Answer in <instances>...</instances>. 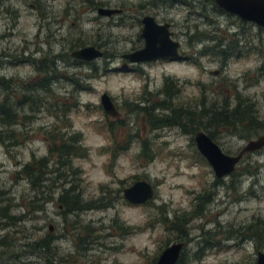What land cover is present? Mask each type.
I'll use <instances>...</instances> for the list:
<instances>
[{
    "label": "rangeland",
    "instance_id": "obj_1",
    "mask_svg": "<svg viewBox=\"0 0 264 264\" xmlns=\"http://www.w3.org/2000/svg\"><path fill=\"white\" fill-rule=\"evenodd\" d=\"M95 1L116 10L122 4L125 10L101 15L89 0H0V53L11 58V63L0 61V105L8 102L18 116L9 140H0V208L13 205L12 215L23 219L10 226L0 215V264H150L167 242H176L163 219L192 212L204 189L211 200L188 225L182 264H255L264 244L253 241L248 227L264 222V152L243 158L232 175L217 183L210 165L199 157L192 128L154 130L139 108L160 103L169 79L176 87L172 107L197 114L212 104L248 100L244 104H251L252 114L264 121V28L231 13L208 9L207 22L189 17L186 7L173 8L168 15L175 22L174 38L189 59L131 64L123 55L143 45L137 37L138 18L151 11L139 8L140 0ZM47 21L55 23L49 28ZM195 24L200 38L207 33L226 44L238 43L237 55L224 59L209 45L206 54H192L207 43L194 38L187 45ZM77 43L104 55L92 62L75 60L70 53L80 49L72 50ZM39 44L45 55L60 56L50 82L41 72L42 78H36L37 67L48 63H39ZM25 94L29 97L23 104ZM103 94L110 97L117 117L105 115ZM144 95L151 101L146 103ZM212 133L222 151L233 156L264 135V128H217ZM62 137L78 139L84 152L53 174L57 156L51 151ZM144 142L152 160L142 155ZM43 158L47 174L40 176L34 194L21 170ZM139 180L153 185L155 197L130 205L123 190ZM71 186L83 210L63 214L57 198ZM32 195L41 199L40 211L28 206ZM46 238L52 242L47 252L28 246Z\"/></svg>",
    "mask_w": 264,
    "mask_h": 264
},
{
    "label": "trees",
    "instance_id": "obj_2",
    "mask_svg": "<svg viewBox=\"0 0 264 264\" xmlns=\"http://www.w3.org/2000/svg\"><path fill=\"white\" fill-rule=\"evenodd\" d=\"M82 43H77L72 50L78 49V47L82 48ZM85 47V46H84ZM235 52L237 54V48L234 47ZM224 59L228 58V55L223 56ZM77 64L80 62L76 61ZM45 82V81H44ZM42 84V83H41ZM46 85V84H45ZM27 87V86H26ZM31 90L33 87H29ZM147 93L145 92V95ZM152 94V93H151ZM160 94L164 96V99L160 101V103H147L151 101L148 100L146 96L144 97V101L148 104L144 108H139L142 116L148 119V122H151L150 127L154 130L163 127H182L188 129H193L192 132L195 135L199 131L205 132L212 140L213 133L217 128H232L233 131L241 129L245 132L261 130L264 128V125L254 116L252 113V109L250 108L251 104L245 105L244 103H248V100H239L235 105L230 106L228 103L221 104L220 106H216L215 104L210 105L209 107H204L202 111L199 113H193L190 110H184L181 107L175 106L172 107L171 99L176 94V87L171 84V80L167 79L162 92ZM153 95V94H152ZM156 95V94H155ZM28 95L25 94L23 96V100L21 101L23 104L28 99ZM168 110V111H167ZM157 111H162L166 113H156ZM169 112V113H168ZM18 123V116L15 112L14 107H11V104H1L0 105V140L4 138L9 140L11 134L14 131L10 132ZM249 134V133H248ZM59 147L53 148L51 151L54 155L57 156L54 170L51 172L53 174L59 173L60 167H67L70 163V159L72 157L82 156L83 150L81 148L78 139L74 137L66 140L62 137L60 140ZM53 144V142H52ZM143 144V157H147V159L152 160L153 155L151 154V150L148 147V143L144 142ZM116 147L111 150L112 157H115ZM200 155V154H199ZM200 159L204 162L206 160L200 155ZM46 159L43 158L41 160H32L29 164L23 167L21 173L25 175L32 184V189L34 190V194H38L40 188V176H44L47 173L45 172L46 167L42 166L45 163ZM71 167V166H70ZM233 174V173H232ZM231 174V175H232ZM230 176V175H229ZM217 179V178H216ZM46 180V178H45ZM222 179H217V183H220ZM67 183V182H66ZM75 187L71 186L68 189H63L60 196L57 198V202L59 206L63 208V214H69L73 212H79L83 210L81 205V200L78 194L75 193ZM204 189L203 194L198 196V203L194 205V209L190 213H182L173 216V219L168 220L166 218L163 219L165 224L170 225V230L176 238V242L185 243L188 240L189 236V223L202 215L203 210L206 207V204L210 202V198H207L211 194L206 192ZM13 200V199H12ZM10 200V202H12ZM40 200L36 195H32L27 200V204L30 209L34 212L40 211V208H43V205L40 204ZM13 205H8L6 207L0 208V212H2L1 218L4 220H9L10 226L15 225L17 222L21 221V218L12 215ZM197 211V212H196ZM23 221V219H22ZM21 221V222H22ZM257 220V223L249 226L248 230L250 231V236L253 241L259 245L264 244V229L261 228L262 225L264 227V222ZM261 224V227H259ZM169 229V228H167ZM50 238L41 239L37 242H31L28 246L33 250V252H47V250L52 246V242H50ZM256 244V245H257ZM170 245L168 242L166 246ZM160 255V254H159ZM159 257V256H158ZM158 257H154L151 260L150 264H155ZM183 258L181 257L177 264H182ZM54 264V260H53Z\"/></svg>",
    "mask_w": 264,
    "mask_h": 264
},
{
    "label": "water",
    "instance_id": "obj_3",
    "mask_svg": "<svg viewBox=\"0 0 264 264\" xmlns=\"http://www.w3.org/2000/svg\"><path fill=\"white\" fill-rule=\"evenodd\" d=\"M227 12L240 17L244 21L255 23L264 28V0H215ZM119 10L99 8L101 15H111ZM143 29L141 38L144 46L136 52L124 56L131 64H143L159 59L177 61L179 44L173 41L168 30V24H158L153 17L145 16L142 19ZM71 58L84 62H92L103 56L95 47L88 46L73 51ZM218 72L215 71L213 75ZM100 104L106 116L115 118L118 112L110 97L103 94ZM194 143L199 154L207 161L217 179H224L231 175L245 154L254 153L264 147V135L248 141L236 155H229L203 131L194 136ZM123 197L130 205H143L155 197V188L150 182L139 180L123 190ZM184 243L176 242L164 248L155 264H177L184 250ZM256 264H264V253L259 252Z\"/></svg>",
    "mask_w": 264,
    "mask_h": 264
},
{
    "label": "flooded vegetation",
    "instance_id": "obj_4",
    "mask_svg": "<svg viewBox=\"0 0 264 264\" xmlns=\"http://www.w3.org/2000/svg\"><path fill=\"white\" fill-rule=\"evenodd\" d=\"M89 2L93 5V6H90V8H94V6H95L96 8L99 9L100 7L105 8L104 6H107L106 5V1L89 0ZM208 4H210L211 6H208ZM137 6L139 8H141V9H147V10L151 11L150 14H145L141 19L138 18V22L141 24V28H140V30L138 32V36H137L138 39H142L141 38V32H142V29H143L142 19L145 16L153 17L155 22L158 23V24H164V25L168 24V30H169V32H171L170 38L173 41H175V42H177L179 44L178 54L180 56V59L177 60V61L188 60L189 58H188V56L184 55L183 53L181 55V46L182 45H181V43L179 41L175 40V38H174V32L172 31V27H173V23H175V22H174L173 18H171L168 15L170 10H172L173 8H178V7H186V9L188 11L187 15L189 17L194 16V17L200 18V19H207V22L211 21L210 18L208 17L209 13L208 14L206 13L208 11V9H210L211 12H213V13L216 12V13H219V14L220 13L221 14H230L225 9L221 8L216 3L215 0H140L138 2ZM69 7L70 6L68 5L67 8L69 9ZM197 8H199L200 10L196 11ZM98 9H97V11H98ZM118 10H120V12H124L125 8L122 7V4H121V5H119ZM44 18L45 19H49L45 15H44ZM52 23H55V22H51V23L49 21L46 22V24H48V25L50 24L49 28L52 25ZM42 27H43V23L41 24V28H39L38 38L40 36V33L42 32ZM51 31H53V30H51ZM199 31H201V30L199 29L198 24H195L194 25V33L191 34L190 37H188V41H187L188 44L187 45H190L191 41H195L196 39H194V38H197L196 42H200L202 40H206L207 43L205 44L204 47H202L201 50L193 49L192 50V54L200 55V56H202L203 54H206L207 46L209 45V46H211V47H213L215 49H218L219 50V56H221V57H222V55L223 56L228 55V57H234V55H237V54H234V52H235L234 47L237 48L239 46L238 43L226 44V43H223L222 40L217 41V37L216 36H209V34H207V33H202V38H200ZM48 36H50V33H46L45 37L48 38ZM3 38H5V37L3 36ZM53 43L54 42H51V45ZM40 44H39V46H38V48L36 50V53H38L37 51L43 52V57L40 58L41 60H39V63H44V62H47V61H48V63L44 64V65L42 64V66H40V67L38 66L37 67L36 78H39V79L42 78L41 75H40V72H41L44 75L43 77H45V80H48L50 82L52 80V78L54 76H56V74H57V72L59 70L58 69V63H59V60H60V56L58 55V53H53V52H50L49 54L45 55L46 52L43 51V49H42L43 47ZM143 46H144V40H143V45L141 46V48H143ZM141 48L139 47V49H136L133 52H136L137 50H140ZM22 51H23V49H22ZM133 52H131V53H133ZM128 54H130V53H128ZM128 54H126V55H128ZM126 55H123V57L126 56ZM238 55H239V53H238ZM48 57H50V59H47ZM10 59L11 58L8 57V54H6L5 52H1L0 53V61L3 60L4 63H11ZM23 59L24 60H18V62L26 61L25 58H23ZM159 60L171 61L169 59H159ZM36 78H35V80H37ZM6 104H9V103L6 102ZM260 122L264 125V121L260 120ZM263 152H264V147L261 150L256 151L254 153L257 154V153H263ZM254 153L245 154L243 156V158H245V157H247L249 155H253ZM262 253H264V252H262ZM181 257L183 258V253H182ZM255 264H256V262H255Z\"/></svg>",
    "mask_w": 264,
    "mask_h": 264
},
{
    "label": "bare ground",
    "instance_id": "obj_5",
    "mask_svg": "<svg viewBox=\"0 0 264 264\" xmlns=\"http://www.w3.org/2000/svg\"><path fill=\"white\" fill-rule=\"evenodd\" d=\"M26 58V57H25ZM55 61V60H54ZM11 103V102H10ZM197 212V211H196Z\"/></svg>",
    "mask_w": 264,
    "mask_h": 264
}]
</instances>
